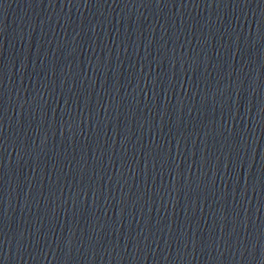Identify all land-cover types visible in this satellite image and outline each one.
<instances>
[{"label": "water", "instance_id": "water-1", "mask_svg": "<svg viewBox=\"0 0 264 264\" xmlns=\"http://www.w3.org/2000/svg\"><path fill=\"white\" fill-rule=\"evenodd\" d=\"M0 264H264V0H0Z\"/></svg>", "mask_w": 264, "mask_h": 264}]
</instances>
